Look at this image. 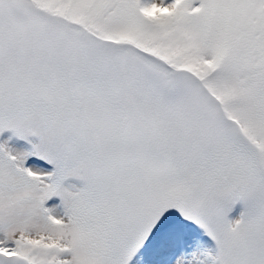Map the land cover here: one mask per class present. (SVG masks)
<instances>
[{"label":"snow or ice","instance_id":"snow-or-ice-1","mask_svg":"<svg viewBox=\"0 0 264 264\" xmlns=\"http://www.w3.org/2000/svg\"><path fill=\"white\" fill-rule=\"evenodd\" d=\"M0 264H264V0H0Z\"/></svg>","mask_w":264,"mask_h":264}]
</instances>
